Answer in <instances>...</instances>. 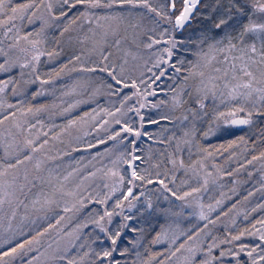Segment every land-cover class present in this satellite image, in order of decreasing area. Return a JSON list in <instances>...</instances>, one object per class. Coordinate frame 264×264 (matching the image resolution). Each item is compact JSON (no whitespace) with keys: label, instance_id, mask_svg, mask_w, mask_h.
Instances as JSON below:
<instances>
[{"label":"snow or ice","instance_id":"6c2138e0","mask_svg":"<svg viewBox=\"0 0 264 264\" xmlns=\"http://www.w3.org/2000/svg\"><path fill=\"white\" fill-rule=\"evenodd\" d=\"M0 264H264V0H0Z\"/></svg>","mask_w":264,"mask_h":264},{"label":"trees","instance_id":"16d2710c","mask_svg":"<svg viewBox=\"0 0 264 264\" xmlns=\"http://www.w3.org/2000/svg\"><path fill=\"white\" fill-rule=\"evenodd\" d=\"M60 83L61 84H68V83H70V81L62 79V80H60ZM44 99H47L49 102H51L52 97L51 96H46V97L38 98L35 102L36 103H40V102H43ZM97 103L102 104V101L98 100ZM95 107H96V104H93V103L89 102V103H87L85 105H80L76 109H73L71 115L72 116H80L81 113L86 112L89 109H93ZM100 118L102 119V116ZM51 122L52 123H60L59 120H53ZM84 131H88L89 135L88 136H84L83 135ZM72 135L74 137L79 135L85 142L91 143L93 145L91 150L80 149L77 146L76 152L71 155V160L72 161H75L78 156H85V157L89 156L91 151L100 152L102 147H106L107 143H108L107 141H105L103 145L96 144L95 140L97 138L102 139V137H96V134L92 133L91 130L88 129L86 126H79L78 125L76 128H74L72 130ZM219 139H220V137H218L216 140H213L212 138H209L208 139V143H217ZM64 163H67V161H64ZM233 166H234V164H233ZM242 178L246 179V177H244L243 174H242ZM246 189H247V186H244V188H242L241 195L246 194ZM236 198L238 199L239 197H236ZM253 202H255V198H253Z\"/></svg>","mask_w":264,"mask_h":264}]
</instances>
